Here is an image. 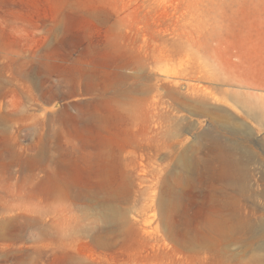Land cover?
I'll list each match as a JSON object with an SVG mask.
<instances>
[{"label":"rangeland","instance_id":"374dc122","mask_svg":"<svg viewBox=\"0 0 264 264\" xmlns=\"http://www.w3.org/2000/svg\"><path fill=\"white\" fill-rule=\"evenodd\" d=\"M0 264H264V0H0Z\"/></svg>","mask_w":264,"mask_h":264},{"label":"bare ground","instance_id":"6f19581e","mask_svg":"<svg viewBox=\"0 0 264 264\" xmlns=\"http://www.w3.org/2000/svg\"><path fill=\"white\" fill-rule=\"evenodd\" d=\"M262 82V81H261ZM76 110V109H75ZM85 110V109H84ZM89 112V111H88ZM90 113V112H89ZM70 115H71V113H69ZM92 115V114H91ZM254 115L255 116H259V113H257V109H254ZM64 119V118H63ZM86 119V118H85ZM69 120V119H68ZM57 121V120H56ZM66 121V120H65ZM70 121V120H69ZM72 121V120H71ZM93 121V120H92ZM79 123V122H78ZM87 123V122H86ZM82 124H84V122L82 123ZM70 126V125H69ZM68 126V127H69ZM51 128V127H50ZM170 128V127H169ZM51 134V133H50ZM215 143H216V141H215ZM261 144H262V141H261ZM210 145H212V144H210ZM214 145V144H213ZM209 146V145H208ZM238 158V157H237ZM193 159V158H192ZM117 160V159H116ZM120 160V159H119ZM190 161V160H189ZM119 162V161H118ZM187 162V161H186ZM118 165H120V164H118ZM182 165V164H181ZM188 166V165H187ZM107 167V166H106ZM184 168V167H183ZM189 168V167H188ZM111 169V168H110ZM102 170V169H101ZM133 170V169H132ZM188 171V170H187ZM101 173V172H100ZM99 173V174H100ZM153 173V172H152ZM184 173V172H183ZM106 174V173H105ZM233 186V185H232ZM48 187V186H47ZM52 187V186H51ZM63 187V186H62ZM104 188V187H103ZM106 188V187H105ZM123 188V187H122ZM88 190V189H87ZM105 190V189H104ZM111 191V190H110ZM103 192V191H102ZM50 193V192H49ZM113 193V192H112ZM123 193V192H122ZM45 194V193H44ZM61 194V193H60ZM111 194V193H110ZM109 195V194H108ZM112 195V194H111ZM53 196V195H52ZM90 196V195H89ZM62 197H63V195H62ZM111 198V197H110ZM67 199H68V197H67ZM86 199H88V198H86ZM246 199V198H245ZM75 200V199H74ZM114 200V199H113ZM77 201V200H76ZM253 201V200H252ZM126 203H128L127 201H125ZM52 203V202H51ZM67 204V203H66ZM76 204V203H75ZM78 204V203H77ZM133 204V203H132ZM72 205V204H71ZM83 205V204H82ZM40 206V205H39ZM48 206V205H47ZM106 206V205H105ZM128 206V205H127ZM130 207V206H129ZM131 208V207H130ZM31 209V208H30ZM133 209V208H132ZM40 210H42V209H40ZM90 210H92V209H90ZM97 210H99V208L97 209ZM34 211V210H33ZM81 211V210H80ZM122 212V211H121ZM66 213V212H65ZM41 214V213H40ZM124 214V213H123ZM38 215V214H37ZM100 215V214H99ZM118 215V214H117ZM58 216V215H57ZM56 216V217H57ZM34 217V216H33ZM61 217V216H60ZM38 218V217H37ZM57 219V218H56ZM61 219V218H60ZM235 221V220H234ZM238 227V226H237ZM34 228V227H33ZM28 229V228H27ZM166 229V228H165ZM238 229V228H237ZM240 229V228H239ZM21 230V229H20ZM65 230V229H64ZM31 231V230H30ZM34 231H36V230H34ZM256 231V230H255ZM40 232V231H39ZM65 232V231H64ZM246 233V232H245ZM244 233V234H245ZM49 234V233H48ZM52 236V235H51ZM104 236V235H103ZM246 236V235H245ZM246 238V237H245ZM255 244V243H254ZM263 247V246H262ZM263 252V251H262Z\"/></svg>","mask_w":264,"mask_h":264}]
</instances>
